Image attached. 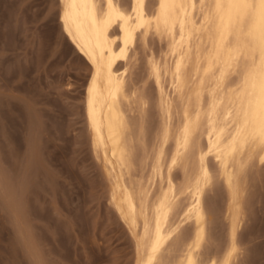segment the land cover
<instances>
[{
	"label": "bare ground",
	"instance_id": "1",
	"mask_svg": "<svg viewBox=\"0 0 264 264\" xmlns=\"http://www.w3.org/2000/svg\"><path fill=\"white\" fill-rule=\"evenodd\" d=\"M153 1L60 0L62 28L90 67L91 146L136 264H238L246 169L264 161V3ZM152 33L167 47L149 50L160 115L149 145L151 96L129 73L137 40ZM216 178L226 192L223 245L210 226L217 205L206 198Z\"/></svg>",
	"mask_w": 264,
	"mask_h": 264
},
{
	"label": "rangeland",
	"instance_id": "2",
	"mask_svg": "<svg viewBox=\"0 0 264 264\" xmlns=\"http://www.w3.org/2000/svg\"><path fill=\"white\" fill-rule=\"evenodd\" d=\"M60 6L0 0V264H136L134 237L110 201L109 179L90 142L84 104L90 67L62 28ZM152 34L147 46L137 40L129 73L151 96L149 145L160 115L148 58L167 47L166 38ZM255 159L246 169L238 264H264V161ZM206 198L217 205L210 226L223 245L221 180Z\"/></svg>",
	"mask_w": 264,
	"mask_h": 264
},
{
	"label": "snow or ice",
	"instance_id": "3",
	"mask_svg": "<svg viewBox=\"0 0 264 264\" xmlns=\"http://www.w3.org/2000/svg\"><path fill=\"white\" fill-rule=\"evenodd\" d=\"M262 3H264V0H261Z\"/></svg>",
	"mask_w": 264,
	"mask_h": 264
}]
</instances>
